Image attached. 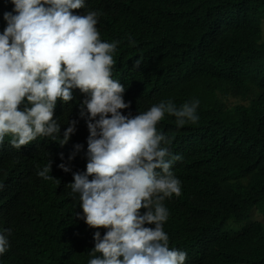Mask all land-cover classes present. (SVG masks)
Masks as SVG:
<instances>
[{
	"label": "trees",
	"instance_id": "obj_1",
	"mask_svg": "<svg viewBox=\"0 0 264 264\" xmlns=\"http://www.w3.org/2000/svg\"><path fill=\"white\" fill-rule=\"evenodd\" d=\"M102 7L101 40L120 41L112 79L126 88L125 115L162 100L177 107L199 100L196 124L177 127L165 114L157 125L183 157L172 169L181 195L163 202L169 248L186 252L185 264H264V0H105ZM57 111L64 131L79 101ZM83 133L72 160L60 162L74 135L47 153L40 144L0 162V233L11 229L0 264H88L87 242L106 229L76 216L83 210L69 183L86 170ZM50 161L53 178L45 180L38 166Z\"/></svg>",
	"mask_w": 264,
	"mask_h": 264
},
{
	"label": "clouds",
	"instance_id": "obj_2",
	"mask_svg": "<svg viewBox=\"0 0 264 264\" xmlns=\"http://www.w3.org/2000/svg\"><path fill=\"white\" fill-rule=\"evenodd\" d=\"M103 1L3 0L0 162L40 144L50 146L43 149L47 153L74 135V147L61 154L60 162L72 160L83 148V132L89 131L86 170L74 172L69 183L83 210L76 216L90 228L106 229L87 242L88 264H185L187 253L170 249L163 230L169 215L163 202L181 195L172 169L183 157L170 151L171 139L157 125L165 114L175 117L177 127L196 124L199 100L180 107L162 100L136 115L121 111L130 102L124 99L125 86L112 79L120 41H102L96 27ZM140 65L137 59L134 67ZM73 100L79 101V111L61 131L57 109ZM81 120L87 125L76 126ZM52 163L42 170L38 166L37 174L52 179ZM58 167L71 171L65 163ZM10 234L11 229L0 233V254L9 249Z\"/></svg>",
	"mask_w": 264,
	"mask_h": 264
}]
</instances>
